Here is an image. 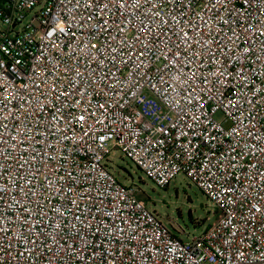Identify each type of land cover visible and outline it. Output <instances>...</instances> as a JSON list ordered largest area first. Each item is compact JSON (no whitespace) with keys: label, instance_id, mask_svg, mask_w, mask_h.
I'll return each mask as SVG.
<instances>
[{"label":"built area","instance_id":"1","mask_svg":"<svg viewBox=\"0 0 264 264\" xmlns=\"http://www.w3.org/2000/svg\"><path fill=\"white\" fill-rule=\"evenodd\" d=\"M0 21V264H264V0H0ZM113 148L217 218L181 239Z\"/></svg>","mask_w":264,"mask_h":264},{"label":"rangeland","instance_id":"2","mask_svg":"<svg viewBox=\"0 0 264 264\" xmlns=\"http://www.w3.org/2000/svg\"><path fill=\"white\" fill-rule=\"evenodd\" d=\"M26 15L28 18L31 12ZM19 27L17 26L16 29ZM216 117H220L219 113ZM105 163L118 181L132 185L136 194L146 203L147 208L155 213L164 226L181 239L199 235L218 215L212 203L182 173L175 175L165 187H159L117 148L112 149ZM191 218L201 223L200 226H194Z\"/></svg>","mask_w":264,"mask_h":264},{"label":"trees","instance_id":"3","mask_svg":"<svg viewBox=\"0 0 264 264\" xmlns=\"http://www.w3.org/2000/svg\"><path fill=\"white\" fill-rule=\"evenodd\" d=\"M216 212H217V210H216ZM216 218H217V217H216ZM190 220H191V222H192V224H193L194 226H200V224H201V223L195 222L194 219H192V218H191ZM211 223H212V222H211ZM211 223H210V224H211ZM210 224H208V225L204 228V230H205ZM204 230H203V231H204Z\"/></svg>","mask_w":264,"mask_h":264}]
</instances>
